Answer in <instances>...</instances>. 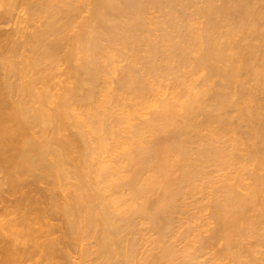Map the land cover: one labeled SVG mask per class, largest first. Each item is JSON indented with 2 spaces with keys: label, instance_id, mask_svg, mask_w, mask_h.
Returning <instances> with one entry per match:
<instances>
[{
  "label": "bare ground",
  "instance_id": "bare-ground-1",
  "mask_svg": "<svg viewBox=\"0 0 264 264\" xmlns=\"http://www.w3.org/2000/svg\"><path fill=\"white\" fill-rule=\"evenodd\" d=\"M0 144V264H264V0H0Z\"/></svg>",
  "mask_w": 264,
  "mask_h": 264
},
{
  "label": "rangeland",
  "instance_id": "rangeland-1",
  "mask_svg": "<svg viewBox=\"0 0 264 264\" xmlns=\"http://www.w3.org/2000/svg\"><path fill=\"white\" fill-rule=\"evenodd\" d=\"M57 88H58V87H57ZM57 88H56V90L59 91ZM59 89H60V86H59ZM49 132H50V134H51L52 131H49ZM52 134H53V133H52ZM52 134H51L50 136H53ZM1 147H2V146H1V144H0V150L3 149V148H1ZM1 151H2V150H1ZM4 151H5V150H3V153L0 152V153H2L1 156H3V157H5V156L3 155V154H4ZM5 153H6V151H5ZM5 155H7V153H6ZM27 178H29L30 181H29L28 179H25V178H24V181H25V182H23V180L21 181L23 184H21V183H20V180H19V183L21 184V186L19 185L20 187H19V186H17V187H19V190H20L21 193H18L19 190L17 191V193L15 192L16 194H15V193L11 194L12 192H9V193L12 195V196H11V195L9 194V196H8V197L10 198V200H9V198L7 197V192L9 191V189H8L9 187L2 186V188L5 187V188H7L8 190L5 189V188H4V189H1V190H6V191H3V193L5 192L6 195L3 194L2 192H0V200L4 198L3 196H6L3 200L7 199V200H9L10 202L12 201L13 203H12V202L10 203V202L7 201V200L4 201V203H3V202L1 203V201H2V200H1V201H0V210H1V209L4 210L5 208H6V210L3 211V212L1 211L2 213H1L0 215H24L23 211H21L23 214H22V213L19 214V213H20L19 210H21V209H19V210L17 211V210H16V209H18L17 206H20L19 208H21V205H20V204H21L22 201H24V200H23V198H24V193L27 194V192H29V191H30V192H31V191L34 192V190H33L32 188H37V189H38V188H40L39 186H42L43 189L38 190V191H40V193L37 192V189H35L36 192H34V193L31 192V195H32L31 198L34 199V197H36V198L34 199V200H35V201H34V204H36V203H38V202L41 203V202L43 201V204H40V203L36 204V206L38 205L37 208H38L39 210L42 209L40 212L43 211V205L45 206L46 203L48 204V202H47V200H48V197H47V196H48V195L46 196V192H45V194H44V193H43V190H45L46 188L48 189V186H46L45 184H43V185L39 184V186L37 187V185H35V184H33V183H30L29 185H26V184H28V182H26V180H28L29 182L32 181V180H31V177L27 176ZM21 179H22V178H21ZM22 185H23V186H22ZM25 185H26L27 187H25ZM31 185H33V186H31ZM7 186H9V185H7ZM28 186H31L32 188H30V187L28 188ZM34 186H35V187H34ZM23 187H24V188H23ZM20 188H21V189H20ZM25 188H26L27 192H24V191H23ZM44 188H45V189H44ZM16 189H17V188H16ZM16 189H15V191H16ZM29 189H30V190H29ZM47 189H46L45 191H47ZM21 190H22L23 192H22ZM26 190H25V191H26ZM41 191H42V192H41ZM13 192H14V190H13ZM22 193H23V194H22ZM36 193H39V194L43 193V196H42V194H41V195L38 194L39 197H40V198H39L38 195L36 196ZM1 194H2V195H1ZM14 194H15V195H14ZM29 194H30V193H28V195H29ZM47 194H48V191H47ZM21 195H22V196H21ZM31 195H29V196H31ZM57 195H58V196H57ZM29 196H28V197H29ZM33 196H34V197H33ZM45 196H46L47 200H46V198H43V197H45ZM59 196H60L59 194H56V200L59 198ZM200 196H201V194L197 195V197H200ZM2 197H3V198H2ZM20 197H23V198H22V201H18L19 199L17 200V198H20ZM41 197L43 198L42 201H41ZM57 197H58V198H57ZM31 198H29V199H31ZM37 198H39V199H37ZM29 199H27V200H29ZM32 199H31V200H32ZM59 199H60V198H59ZM14 200H17V202H18V203H17L18 205L16 206V208L14 207V206L16 205V202L14 203ZM20 200H21V199H20ZM61 200H62V199H61ZM61 200H58V201H59V202H62ZM44 201H45V203H44ZM205 201H206V200H205ZM205 201H204V203H205ZM25 202H26V201H25ZM30 202H31V201H28V202H27V205L31 206V204L33 203V200H32V203H30ZM35 202H36V203H35ZM23 203H24V202H23ZM28 203H29V204H28ZM47 204H46V206H47ZM205 204H206V203H205ZM25 205H26V203H25ZM40 205H41V207L39 208ZM34 207H35V205H33V207H32L33 210L36 209V208L34 209ZM44 208H45L44 210H46V207H44ZM38 209H36V211H38ZM6 211H7V214H6ZM195 211H196V210H192L191 212L193 213V212H195ZM18 212H19V213H18ZM40 212H39V213H40ZM43 212H44V211H43ZM4 213H5V214H4ZM37 213H38V212H37ZM44 213H45V212H44ZM206 213H207V212H206ZM41 214H42V213H41ZM46 214H47V213H46ZM42 215H43V214H42ZM44 215H45V214H44ZM50 215H51V214H50ZM52 215H54V214H52ZM55 215H56V214H55ZM57 215H58V214H57ZM204 215H207V214L204 213Z\"/></svg>",
  "mask_w": 264,
  "mask_h": 264
}]
</instances>
